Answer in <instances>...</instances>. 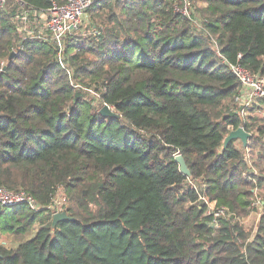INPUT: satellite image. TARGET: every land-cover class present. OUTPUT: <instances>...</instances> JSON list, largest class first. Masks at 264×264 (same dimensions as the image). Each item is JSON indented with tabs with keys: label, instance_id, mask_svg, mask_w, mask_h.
<instances>
[{
	"label": "trees",
	"instance_id": "trees-1",
	"mask_svg": "<svg viewBox=\"0 0 264 264\" xmlns=\"http://www.w3.org/2000/svg\"><path fill=\"white\" fill-rule=\"evenodd\" d=\"M180 2L93 0L87 32L64 39L71 79L52 44L20 38L16 0L0 9V186L39 206H0L17 241L0 264H264V200L256 232L242 221L264 189V115H238L227 64L264 76V0H204L198 21ZM239 126L247 144L223 148ZM189 181L228 209L217 228ZM60 189L71 219L52 227Z\"/></svg>",
	"mask_w": 264,
	"mask_h": 264
},
{
	"label": "built area",
	"instance_id": "built-area-1",
	"mask_svg": "<svg viewBox=\"0 0 264 264\" xmlns=\"http://www.w3.org/2000/svg\"><path fill=\"white\" fill-rule=\"evenodd\" d=\"M93 0H64L62 3L53 1L52 5L43 12L45 16L41 21L32 20V26L29 24L31 16L34 17L41 12L26 8L21 0H16L20 10L14 15V23L17 26V31L21 39H37L52 44L56 49L57 61L63 70L66 71L69 79L72 76V70L68 66L64 56V39L66 35L77 31L81 28L87 8ZM8 0H0V9H5ZM190 3L187 0L183 1V5L179 8L174 4L173 10L176 13L190 17ZM178 7V8H177ZM233 74L236 76L240 87L234 100L237 106V113L241 117H247L249 109L253 105L260 106L258 101H264V76L251 73L248 69L239 63H227ZM78 87V85H75ZM91 91L90 89H88ZM104 90V88H103ZM93 96H98V93L91 91ZM242 127V126H241ZM249 173L256 174L254 168L248 169ZM193 190L196 192V200L192 204H197L205 209V214L211 217L210 225L213 228L219 226V219L224 217L228 211L226 207H218L215 201L210 200L206 195V185L201 182L194 184L189 181ZM45 208L49 211L59 210L54 208V204L59 206V203L54 200ZM54 203V204H53ZM24 204L31 209H38L39 206L34 198L23 191H14L0 186V206H16ZM263 201L257 200L251 203L250 207L257 205L262 206ZM61 210V209H60ZM56 212V211H55ZM53 213V212H52Z\"/></svg>",
	"mask_w": 264,
	"mask_h": 264
},
{
	"label": "rangeland",
	"instance_id": "rangeland-1",
	"mask_svg": "<svg viewBox=\"0 0 264 264\" xmlns=\"http://www.w3.org/2000/svg\"><path fill=\"white\" fill-rule=\"evenodd\" d=\"M177 1H179V0H177ZM183 1L184 0H181L180 3H177L179 8L183 5ZM187 1L190 3V6H188V7H190L191 14L194 16L195 20H197L198 18L201 17V10H202V7H204V3H203L204 0H187ZM86 17H88V15H86ZM86 22L87 21L85 18V21L83 22V24L80 28V29H82V33L87 31L85 24H84ZM195 25L198 26V23L196 21H195ZM91 91H89L88 93L93 96V93ZM103 105H105V104H103ZM258 107L259 108L255 111V113L258 115H261V114L264 115V103H260V106H258ZM83 191H84V193H86V190H83ZM63 194H64V196L66 195L60 189V190H58L56 196L54 197L55 198L54 200H56L59 203V206H57L53 203L55 206L54 208H60L61 210L60 209L54 210V211H52L53 213H55V211L56 212L62 211V210H64L63 207L69 205L68 199L66 201H64V196H62ZM66 198H68V197L66 196ZM257 200H262V201L264 200V189H258L257 191L254 192V198H253L252 202L255 203V201H257ZM64 204H65V206H64ZM91 207L94 208V206H91ZM262 214H263V205L260 207H258L257 205H254L253 207L250 208V212L248 213V215L245 216L244 219H242L243 225L246 227V229H248V231L251 234H253L254 232L257 231L258 226H259V220H260V217L262 216ZM0 244H2L5 247L10 248V247H15L17 245V241H13L11 236H2L0 234Z\"/></svg>",
	"mask_w": 264,
	"mask_h": 264
},
{
	"label": "water",
	"instance_id": "water-1",
	"mask_svg": "<svg viewBox=\"0 0 264 264\" xmlns=\"http://www.w3.org/2000/svg\"><path fill=\"white\" fill-rule=\"evenodd\" d=\"M13 55H14V52H12L9 55V58H12ZM99 113L102 114L104 117L117 116V114L107 105L101 106ZM249 137H250V133L246 132L241 126H239L229 131V133L223 139L222 146L223 148H225L228 142L231 140H239L242 143V145L245 146L247 144ZM174 160L178 164L179 171L183 175L187 177H191L189 168L183 156L181 154H176L174 156ZM68 219H71V217L67 215L65 210L55 212L52 215L51 226L54 227L57 222L62 221V220H68Z\"/></svg>",
	"mask_w": 264,
	"mask_h": 264
},
{
	"label": "crops",
	"instance_id": "crops-1",
	"mask_svg": "<svg viewBox=\"0 0 264 264\" xmlns=\"http://www.w3.org/2000/svg\"><path fill=\"white\" fill-rule=\"evenodd\" d=\"M44 10H41V12H39V13H37L34 17H32L31 16V21L29 22V24L32 26V20H34V22L33 23H35V21H41V20H43V18H44V16H45V13L43 12ZM86 15H87V13H85V16H84V20H83V22L85 21V18H86V23H84L85 24V27H86V29L88 30L89 29V19H88V17H86ZM74 33H82V29H80V30H77V31H73ZM87 32V31H86ZM84 33V32H83ZM70 34V33H69Z\"/></svg>",
	"mask_w": 264,
	"mask_h": 264
}]
</instances>
